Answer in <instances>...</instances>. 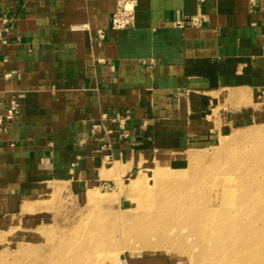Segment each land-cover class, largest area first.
Masks as SVG:
<instances>
[{"label": "crops", "instance_id": "1", "mask_svg": "<svg viewBox=\"0 0 264 264\" xmlns=\"http://www.w3.org/2000/svg\"><path fill=\"white\" fill-rule=\"evenodd\" d=\"M124 2L134 24L114 31ZM0 18V114L17 105L0 131V230L49 184L79 193L115 163L247 125L264 100V0H0ZM126 112L127 137L109 120L110 136L91 133Z\"/></svg>", "mask_w": 264, "mask_h": 264}, {"label": "rangeland", "instance_id": "2", "mask_svg": "<svg viewBox=\"0 0 264 264\" xmlns=\"http://www.w3.org/2000/svg\"><path fill=\"white\" fill-rule=\"evenodd\" d=\"M259 103L247 125L128 173L115 163L79 193L49 184L0 230V264H264Z\"/></svg>", "mask_w": 264, "mask_h": 264}, {"label": "built area", "instance_id": "3", "mask_svg": "<svg viewBox=\"0 0 264 264\" xmlns=\"http://www.w3.org/2000/svg\"><path fill=\"white\" fill-rule=\"evenodd\" d=\"M127 3H122L118 5L116 8L113 16H112V30L119 31L123 29H127L133 26L134 19H133V12L131 10V7H127ZM12 19L8 18H0V26L2 27L0 32V43H4L5 40L3 38V34L7 33L8 26L11 24ZM178 27L182 26V23L177 24ZM99 38H102V35L99 36ZM17 111V105L15 102H11L8 109L6 110L5 114H0V131H3V125L5 122L11 121L15 113ZM130 119V113L126 112L124 116L122 117H114L112 119H108L106 115L101 116V123L92 125L91 126V133L94 135L96 133H102L105 136H110L112 132L110 130H107L106 127L102 124L104 121H111L113 124L117 125V128L119 131H123L121 135H119V138H125L127 137L124 130L125 125ZM104 147L110 148V146L103 145L101 146L100 150H103Z\"/></svg>", "mask_w": 264, "mask_h": 264}, {"label": "bare ground", "instance_id": "4", "mask_svg": "<svg viewBox=\"0 0 264 264\" xmlns=\"http://www.w3.org/2000/svg\"><path fill=\"white\" fill-rule=\"evenodd\" d=\"M127 7H129V6H127ZM247 137V135H245V136H243L242 134H238V136L236 137V138H234V140H231V138L230 139H227L226 141V143H224L225 145L226 144H228V143H230V142H233V141H236V140H238V141H241L242 139H244V138H246ZM225 139V138H224ZM225 141V140H224ZM236 195V198H237V194H235ZM207 201H206V207H207ZM35 205V203L33 202V203H30V202H26V203H24L23 205H22V207H21V211L22 212H24L25 214H27V213H29L31 210H32V208H33V206ZM211 216V215H210ZM209 217H207V219H208ZM226 242V241H225ZM221 246V249H224V247L226 246V245H224V247L222 246V245H220ZM220 246L218 247V245L216 244V246H214V247H212L214 250H213V252H217V251H220V249H218V248H220Z\"/></svg>", "mask_w": 264, "mask_h": 264}]
</instances>
